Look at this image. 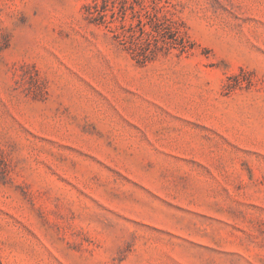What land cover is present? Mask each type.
I'll return each instance as SVG.
<instances>
[{"label": "rangeland", "instance_id": "374dc122", "mask_svg": "<svg viewBox=\"0 0 264 264\" xmlns=\"http://www.w3.org/2000/svg\"><path fill=\"white\" fill-rule=\"evenodd\" d=\"M0 264H264V0H0Z\"/></svg>", "mask_w": 264, "mask_h": 264}]
</instances>
